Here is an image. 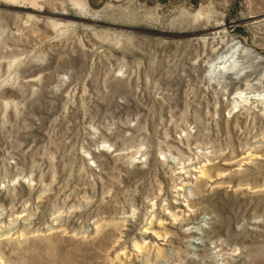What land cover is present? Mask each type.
Listing matches in <instances>:
<instances>
[{
  "label": "rangeland",
  "instance_id": "rangeland-1",
  "mask_svg": "<svg viewBox=\"0 0 264 264\" xmlns=\"http://www.w3.org/2000/svg\"><path fill=\"white\" fill-rule=\"evenodd\" d=\"M0 264H264V0H0Z\"/></svg>",
  "mask_w": 264,
  "mask_h": 264
},
{
  "label": "bare ground",
  "instance_id": "bare-ground-1",
  "mask_svg": "<svg viewBox=\"0 0 264 264\" xmlns=\"http://www.w3.org/2000/svg\"><path fill=\"white\" fill-rule=\"evenodd\" d=\"M239 47H234L232 48L230 51H228V53L224 54V55H221L212 65L211 67V72H212V75L215 77V76H226L228 74H233L236 78L238 77L239 78V75L237 72H236V63H235V58H236V52L238 51ZM244 53L249 55V56H257V53L255 50H253L252 48H246L244 50ZM233 59V61L231 60ZM232 62H231V61ZM228 63H231L229 66L230 68L228 67L227 68V64ZM219 70V71H217ZM237 73V74H236ZM234 79V78H233Z\"/></svg>",
  "mask_w": 264,
  "mask_h": 264
}]
</instances>
